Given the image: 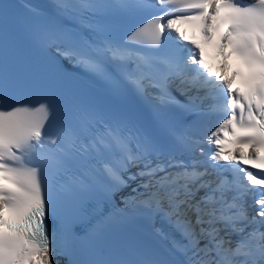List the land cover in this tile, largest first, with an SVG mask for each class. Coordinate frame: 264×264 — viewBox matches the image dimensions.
<instances>
[{
	"label": "snow or ice",
	"instance_id": "obj_1",
	"mask_svg": "<svg viewBox=\"0 0 264 264\" xmlns=\"http://www.w3.org/2000/svg\"><path fill=\"white\" fill-rule=\"evenodd\" d=\"M179 23L228 25L246 91ZM262 152L264 0H0V264H264Z\"/></svg>",
	"mask_w": 264,
	"mask_h": 264
},
{
	"label": "bare ground",
	"instance_id": "obj_2",
	"mask_svg": "<svg viewBox=\"0 0 264 264\" xmlns=\"http://www.w3.org/2000/svg\"><path fill=\"white\" fill-rule=\"evenodd\" d=\"M159 226V225H158ZM62 264H63V262H62Z\"/></svg>",
	"mask_w": 264,
	"mask_h": 264
}]
</instances>
